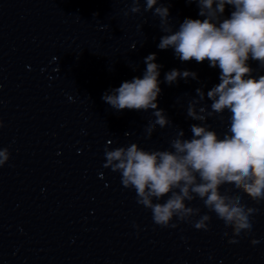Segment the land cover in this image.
<instances>
[{
    "label": "clouds",
    "instance_id": "clouds-1",
    "mask_svg": "<svg viewBox=\"0 0 264 264\" xmlns=\"http://www.w3.org/2000/svg\"><path fill=\"white\" fill-rule=\"evenodd\" d=\"M144 2L143 11L158 16L165 33L158 49H173L181 62H207L218 68L219 83L206 93L211 110L202 105V88L188 101L187 117L201 122L190 125V138L178 129L165 150H146L137 143L106 148L104 167L120 173L122 185L135 191L137 203L151 211L153 222L161 228H175L176 219L207 231L209 213H214L232 228L234 236L246 235L252 230L251 217L257 209L248 206L239 193L256 203L264 201V74L255 75L249 63L255 61L264 69V0H186L197 4L202 19L185 18L175 30L168 7L160 0ZM131 4L125 15L141 13L140 0H131ZM226 6L232 9L227 17ZM156 59L155 53L149 54L144 58L142 77L123 81L102 95V100L118 112L151 110L155 119L145 128L149 137L157 126L165 128L171 123L157 103L162 65ZM188 78L198 79L197 73L172 69L165 74V83L172 85ZM225 112L230 115L221 136L206 120L214 115L223 119ZM3 126L0 120V128ZM9 158V150L0 148V167ZM197 198L207 213L190 206Z\"/></svg>",
    "mask_w": 264,
    "mask_h": 264
}]
</instances>
